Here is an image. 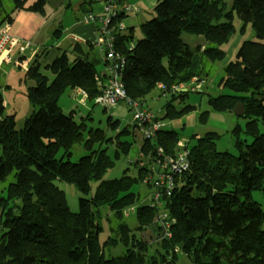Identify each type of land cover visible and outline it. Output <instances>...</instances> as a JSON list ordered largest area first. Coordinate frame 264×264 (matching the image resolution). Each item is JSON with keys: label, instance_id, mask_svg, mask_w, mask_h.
Segmentation results:
<instances>
[{"label": "trees", "instance_id": "1", "mask_svg": "<svg viewBox=\"0 0 264 264\" xmlns=\"http://www.w3.org/2000/svg\"><path fill=\"white\" fill-rule=\"evenodd\" d=\"M12 2L14 8L7 13L0 0V25L13 23L19 10L46 13V0L30 6H25L26 0ZM93 2L84 0V14L91 11ZM154 12L155 18L141 25L142 40L133 44L132 34H119L116 46L126 59L119 74L130 99L145 104L156 88L171 94L163 119H178L195 110L191 105L176 109L173 102L184 100L189 92L177 93L171 88L193 81L195 85L204 83L209 74L202 64H217L225 58L222 46L236 34V18L243 24L241 33L248 26L256 32L257 40L244 41L236 59L223 68L219 85L233 95L208 97L216 113L234 114L235 107L243 105L245 112L237 117L247 121L245 129L236 125L233 130L239 154L218 152L217 133L196 136L197 143L189 147L190 167L180 177L179 188L158 210L139 204V193L133 190L143 184L147 168H139L137 178L125 175L102 181L114 160L106 149L93 150L105 143L115 146V158L121 152L128 154L133 144L122 139L131 133L129 128L108 136L104 129L87 127L89 116L78 122L73 113L65 114L59 106L67 89L79 88L97 107L99 72L86 60L87 52L80 45L62 51L45 66L54 75L51 83L35 58L26 73L35 83L27 91L35 110L23 129H16L14 116H4L0 92V183L14 176L0 195V264H174L181 252L192 264L205 260L209 264H264V209L252 200L253 191L264 192V133L259 129V121L264 124V0H234L228 11L225 0H158ZM185 33L205 38L207 46L191 48L182 40ZM207 116L205 112L201 120ZM107 125L116 130L119 121L109 117ZM134 129L141 133L138 126ZM85 134L84 146L90 154L72 163L71 149ZM242 134L252 142L242 141ZM179 139L171 129L158 131L152 141L142 136L140 153L155 157L158 148L169 153ZM61 152L64 155L58 158ZM58 181L72 184L86 195L92 182H102L90 199H80V211L74 214ZM137 204L141 237L125 220V209ZM103 208L113 213L118 224L114 236L101 244L98 218ZM164 222L169 224L168 230ZM119 244L124 247L121 255L106 256L105 248ZM154 244L162 252L148 256V248Z\"/></svg>", "mask_w": 264, "mask_h": 264}, {"label": "rangeland", "instance_id": "2", "mask_svg": "<svg viewBox=\"0 0 264 264\" xmlns=\"http://www.w3.org/2000/svg\"><path fill=\"white\" fill-rule=\"evenodd\" d=\"M156 1L157 0H138L131 3L139 9L138 12L130 15V17L133 15H135L136 17L134 19H128L127 26L125 25L126 27L130 28L132 26L131 23L134 24L132 30L133 44L144 38L141 28L142 23L144 24V21L148 22L155 18L156 14L154 12V7L156 6ZM233 1L234 0H225V7L227 11L232 8ZM3 2L5 8H8L9 4H12L11 0H3ZM100 12L101 9L99 5L94 2L91 13L99 14ZM69 16L70 18L66 17V20L62 25V32L64 33V35L68 32L66 28L68 27L70 22L75 21L77 17L81 18L85 15L83 16L82 13H75L72 10L69 13ZM251 30V33H246L245 39L252 41L257 40L256 32L253 29ZM233 37L227 44L222 46V49L224 50V52H226V55L221 62L213 64L211 62L204 61L205 63L202 64L205 71L209 74L204 83L196 84V90L194 92L188 91L189 95L184 100H176L173 102V105L178 110L186 107L187 105L195 107V110L178 119H163L165 115L164 106L171 100V94L163 93L160 88H156L152 93H150L144 100V102L146 108L151 109L153 113L156 114L158 120L165 123L164 129L170 130L171 128L169 127V124H171V122L173 121L172 127L174 128H172V130H175L179 134L180 139L184 140L189 147H192L197 143V139L195 138L196 136L197 138H204L209 133H217L219 137L214 140L217 151L228 152L234 156H237L239 154V151L236 146V137L235 135H233V130L235 129L236 125H239L243 129H245L247 121L242 117H237L233 113L213 112L208 104L209 95L214 97L219 95H233V92L224 89L223 86L219 85L221 79L224 77V65L236 59L237 51L240 47L242 38ZM196 38H199V40H201L202 37H197L186 33L183 34V39L189 46H195ZM53 43L54 45L53 47H50L49 56L47 57V59L41 60L42 67L40 68L41 73L49 78L50 83L53 81L54 75L50 70L46 69L45 66L46 64L51 63L55 55L58 53V51H60L58 49V46L55 47L57 45V42L53 41ZM86 51L88 52L86 60L92 63L99 73L105 72L108 65H106L105 62L106 58L104 51H102V49L97 46H93L92 49H86ZM32 63L33 62L30 63L27 69L20 66L6 65L3 66V70H0V92L3 95L5 105L4 116L15 117L17 130H21L24 128L26 119L30 117V115H32L35 110V108L27 98L28 89L35 84L33 80L28 79V77L26 76V73L29 71ZM79 99L80 98L76 97V94L72 89H68L59 98L58 103L65 114L73 113L74 119L78 122H80L83 118L89 116L91 119L87 122V127L93 129H104L108 136L114 137L118 131H121L125 128H129V130L131 131L129 136L122 139V142L133 144V147L128 154H124L121 152L120 156L118 158H115V146L105 143L101 146L97 144L93 148V150H97L99 148L106 149L108 155L114 160L113 168L108 170L102 181L118 180L125 175L137 178L139 176V168H141L140 165L143 163L142 165L146 166V161H140V159H143L140 153L143 141L141 133L134 131L135 123L133 114L130 112L129 107L126 105L125 101H120L117 106L113 107L111 110L105 111L101 107L94 108L92 105L84 107L80 105ZM205 112H208V116L205 121H202L201 115H203ZM108 117H111L114 121H119V127L116 130L109 129L106 120ZM259 129L261 133H264V124L260 121ZM86 139L87 135L85 134L84 140L80 143L75 144L71 149V156L69 160L72 163H77L82 157L90 154V152L86 150L84 146V142ZM241 140L246 142V144H250L252 142L251 138L245 134L241 135ZM63 155V152L59 153L58 158H61ZM67 160L68 159L65 158V161ZM138 161L140 162L137 165ZM13 181L14 176L11 175L7 179V181L0 183V195L3 194V191L9 185V183ZM101 182H92L91 192L87 195L79 191L72 184L62 181H58L57 184L60 189L65 192L67 203L71 212L77 214L80 211V199H90L95 194L96 188ZM133 191L135 193H139L141 201L145 200L151 193V190L148 189L144 185V183L137 185ZM252 200L258 203L262 207V209H264V192L253 191ZM141 203L142 202H140L139 204ZM127 209L129 208H126L125 212L127 211ZM101 212H103V214L98 218V221L102 226L100 242L101 244H103V242H105L109 237L114 236L113 230L116 228L118 222L114 218L113 213L110 212L108 208H103ZM136 214V212H128V214H126L125 216V220L130 229H132V231L136 233L138 237H141L140 232L137 230L138 224ZM123 251L124 247L122 244H119L115 248H105L106 256L111 255L113 257H116L121 255ZM156 251L162 252V250L157 247L156 244H154L152 247L148 248L147 254L148 256H152L156 254ZM174 264H192V262L187 255L181 252L178 256V260ZM203 264L209 263L207 260H205Z\"/></svg>", "mask_w": 264, "mask_h": 264}, {"label": "built area", "instance_id": "3", "mask_svg": "<svg viewBox=\"0 0 264 264\" xmlns=\"http://www.w3.org/2000/svg\"><path fill=\"white\" fill-rule=\"evenodd\" d=\"M101 9L99 14L87 13L82 21L84 24L95 26L96 40L93 46L100 47L105 53L107 69L103 73L96 76L97 85L101 91L100 95L94 100L96 106L103 110H111L117 106L120 101H125L133 114L135 126L140 128L142 136L147 140H153L156 133L163 130L165 125L158 120L156 115L146 108L145 104L130 99L126 93L125 87L121 82L119 71L122 70L126 63V59L117 50L118 35L127 34V28L122 21L125 16L138 12L139 9L127 2V0H94ZM11 24L5 23L0 25V67L3 65L20 66L25 69L32 62L35 54L41 49V45L34 47V55L25 59L22 58L24 52L30 49L31 41H26L20 48V52L16 55V49L20 44V40L10 34ZM81 40L75 36L67 38L66 42L59 47L61 51H69L80 43ZM85 43V42H83ZM162 89H165L161 86ZM173 92H194L196 90L195 81L188 84L175 85L171 88ZM80 105L86 107L89 103L88 94L79 88L74 89ZM157 155L146 157L142 154L146 161L145 165L140 167L147 168L145 171L144 185L151 187L150 195L142 201V205H149L152 208L159 209L163 206V200L172 196L181 184L180 177L188 172L190 167L189 154L190 149L187 143L179 139L173 149L166 153L162 148H158ZM138 205L127 209L128 212H136ZM165 220V217H161ZM166 221V220H165ZM166 230L169 224L164 222ZM166 236L167 231H166Z\"/></svg>", "mask_w": 264, "mask_h": 264}, {"label": "crops", "instance_id": "4", "mask_svg": "<svg viewBox=\"0 0 264 264\" xmlns=\"http://www.w3.org/2000/svg\"><path fill=\"white\" fill-rule=\"evenodd\" d=\"M37 1L38 0H26L25 6L33 5ZM136 1H138V0H127V2L129 4H131L132 2H136ZM147 1H149V0H147ZM83 2H84V0H46V7H45L46 13H45V15H41L39 13H35V12L27 11V10L17 11L14 14L13 23H11V27H10V34L20 40V44L16 49V55L19 54L20 48L22 47L24 42L31 41L32 46L30 47L29 50L24 52L22 58L27 59V58L31 57V55H34V47H36V45H41V47H40L41 49L39 50V52L37 54H35V56L33 58V60L36 58L38 61L41 62V60H45L49 56L50 47H53V45H54L53 41L57 42V45L55 47L58 46V49H59V47L62 44H64V42H66L67 38H69L70 36H75L81 40V42L78 43V45H80L86 53L87 52L86 49H91L90 47L92 46V43L96 40V30H95L94 25L84 24L82 21L83 17H81V18L77 17V19L75 21L69 23L68 27L66 28L68 30V32L65 35L62 32V28H63L62 25L64 24L66 17L70 18L69 13L72 10L75 13H82L83 16L87 14V13L84 14V12L82 10L83 9L82 8ZM157 2H158V0L156 1L155 4H157ZM155 4H154V6H155ZM92 6H93V4H92ZM13 8H14V5L12 2L11 5L9 4L8 8H5V12H7V13L11 12L13 10ZM135 17H136L135 15H133L131 17L125 16L122 18V20L125 23V25L127 26V20L128 19H134ZM145 22L146 21H144V23ZM131 25L132 26L130 28L126 27L127 28V32H126L127 34H125V35L132 34L134 24L131 23ZM234 26L236 29V34L234 37L235 38L236 37L242 38L241 43H240V47H241V45L244 43V41H246V39H245L246 33L252 32V30H251L252 27L248 26L246 28L245 32L241 33V28H242L243 24L237 18L234 21ZM56 32H58V33L56 34ZM70 34H72V35H70ZM202 38H201V40H199V38H196L195 46L190 45L191 48L200 47L203 50L207 46V41L205 40V38H203V39ZM182 40L185 43L183 36H182ZM83 42H85V43H83ZM72 49H70L69 51H71ZM61 52H62L61 50L58 51V53L55 55L53 61L61 54ZM87 54H88V52H87ZM225 54H226V52H225ZM33 60H32V62H33ZM229 63H227V64H229ZM49 64H46V65H49ZM226 65H224V67ZM3 66H6V65H3ZM3 66L0 68V70H3L2 69ZM72 90L74 91V89H72ZM89 105H91V104L88 103V105L86 107H88ZM149 110L152 111L151 109H149ZM108 118L106 120H108ZM90 119L88 121H90ZM172 122H171V124H169V127L171 128V130H172V128H174V127H172L173 126ZM162 123L165 125L164 122H162ZM90 125H92V124H90Z\"/></svg>", "mask_w": 264, "mask_h": 264}, {"label": "water", "instance_id": "5", "mask_svg": "<svg viewBox=\"0 0 264 264\" xmlns=\"http://www.w3.org/2000/svg\"><path fill=\"white\" fill-rule=\"evenodd\" d=\"M244 112H245V110H244V107H243L242 104L237 105V106L235 107V109H234V114H235L236 116H241V115L244 114Z\"/></svg>", "mask_w": 264, "mask_h": 264}]
</instances>
